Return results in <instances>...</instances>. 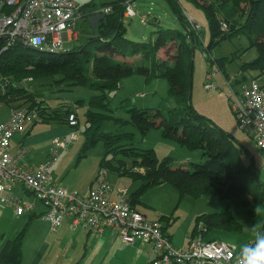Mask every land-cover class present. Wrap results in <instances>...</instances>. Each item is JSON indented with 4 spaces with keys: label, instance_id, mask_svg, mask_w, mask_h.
Segmentation results:
<instances>
[{
    "label": "trees",
    "instance_id": "obj_1",
    "mask_svg": "<svg viewBox=\"0 0 264 264\" xmlns=\"http://www.w3.org/2000/svg\"><path fill=\"white\" fill-rule=\"evenodd\" d=\"M180 1L167 0L177 19L187 28V33L178 29L168 32L158 27L154 30V40L134 41L125 34V0H111L105 4L110 6L109 12H103L104 17L96 22L93 33L90 27L87 29L86 38L81 43L63 45V49L52 52L32 49L19 42L3 48L0 42V76L5 80L0 98L9 106L14 103L28 110L35 109L38 117L35 122L53 120L66 124L68 114L74 112V129L78 126L76 107L85 105L84 141L77 159L84 156L87 148L97 140H102L104 152L99 160V169L114 170L134 179H145L141 187L129 194L130 198L127 195L132 206L139 201L138 196L143 188L162 181L175 186L181 196L208 195L224 199L232 206H255L264 201V179L257 176L252 156L244 152L243 144L231 133L221 130L217 124L191 107L190 55L196 40L192 31H189V21L185 19ZM188 1L204 9L210 28L207 48L239 33L246 35L248 46L256 49V55L240 67L254 71L249 81L257 80L264 91V0H250L241 22L234 17L233 7L227 4L231 0ZM79 8V11L85 10L86 6ZM156 19L154 17L152 20ZM170 41H174L176 49L171 62L159 58L157 51L158 45ZM118 54L124 58L119 59ZM217 64L220 67L222 59H218ZM134 73L142 75L147 82L156 77L166 78L168 95L173 98L172 104L161 103L154 108L128 106L131 98L125 96L118 107L125 109L126 113L123 117H115L114 108L110 106L112 96L109 92H115L121 86L124 76ZM26 76L31 79L50 76L55 81H64V85L91 87L93 92L87 100L79 98L74 102L63 100L51 104L41 93L26 87L23 83ZM106 119L118 120L120 124L132 123L140 136H144L151 128L159 129L162 137L174 141L182 149L198 151L199 159L190 160L186 164L177 163L170 154L158 158L153 147L135 144L133 131H101L102 122ZM184 158H188L187 155ZM127 159L132 161L131 165L143 167V173L124 165ZM230 217L223 211L198 214L191 233L197 230L203 233L215 225L232 227L234 221ZM165 218L163 215L158 220ZM28 223L29 220L26 225ZM162 227L164 229L163 224ZM23 229H17L4 240L0 249V264L20 263Z\"/></svg>",
    "mask_w": 264,
    "mask_h": 264
},
{
    "label": "rangeland",
    "instance_id": "obj_2",
    "mask_svg": "<svg viewBox=\"0 0 264 264\" xmlns=\"http://www.w3.org/2000/svg\"><path fill=\"white\" fill-rule=\"evenodd\" d=\"M98 3L104 0H96ZM250 0H231L227 4L231 5L235 11V18L241 22L245 18L249 8ZM198 3V2H197ZM132 4L137 15L132 17H123L126 28L125 34L132 40H154L156 33L154 30L161 27L162 30L173 32L179 30L187 33L185 25L177 19L167 0H132ZM185 19L189 21V31L195 35V45L191 52L192 58V79L191 82V107L199 114L210 119L217 124L221 130L231 133L244 146V152L252 156L254 170L260 179H264V154L255 145L253 138L239 130L236 121V115L231 107V97L233 92L241 88L242 83H248L249 78L253 77L254 71L243 70L240 67L245 61L255 57L256 49L248 46V39L245 34L239 33L236 36L226 38L207 48V42L210 39V28L207 22L204 9L198 4L188 1H180ZM139 14L147 17L145 22L140 21ZM157 17V21L152 20ZM87 19L77 18L75 28L78 31V37L73 43L65 42V46H71L75 43H81L87 35L89 27ZM196 25V26H195ZM175 29V30H173ZM197 35V37H196ZM174 41L158 45L157 51L159 58L169 62L174 59L175 45ZM139 57V55H138ZM222 59L219 67L217 60ZM219 67V68H218ZM211 69L214 72L212 81L214 87H206V72ZM56 76H54V79ZM166 78L156 77L149 82L145 81L140 74L134 73L124 76L121 79V86L115 92H109L110 106L114 108L115 117H123L124 110L119 106L120 100L129 96V105L138 107H153L161 103L172 104L173 98L168 95ZM23 83L31 89L41 93L46 100L54 104L58 101H76L79 98L87 100L89 94L93 92L91 87L85 85H64V81H55L50 76H43L31 80H24ZM8 104L0 105V121L8 117L10 111ZM85 105L76 107L78 116V126L75 127V136L68 145L69 152L72 154V169L69 171L68 178H72L74 183L83 185L87 177L96 178L99 169V160L103 155L104 146L102 140H97L92 146L87 148L86 154L78 161L76 157L84 141V121ZM39 122V121H37ZM40 123V122H39ZM101 131L121 132L133 131L135 144L141 147H153L156 155L162 157L165 154L173 156L174 160L179 162H189L198 160V151H186L177 143L161 136L159 129L151 128L144 136H140L137 128L132 123L120 124L112 119H106L102 122ZM48 126L63 125L56 121L47 122ZM68 127L67 124H65ZM69 135V134H68ZM187 155L188 158H184ZM115 162V160H113ZM131 160H126L128 168L136 172L145 170L138 165H131ZM66 167V162L61 163ZM105 169V168H104ZM107 179L116 187V185L126 186L128 189L141 187L145 179H134L125 174H118L114 170H106ZM94 175V176H93ZM139 201L145 205L144 209L149 217H158L156 213H163L167 220L163 219V225L167 226L168 232L172 233L174 244L182 245L187 239V235L192 232L196 223V216L203 212L223 211L226 215L231 216L234 225L225 227L222 225L211 226L209 230L203 231L204 239H221L229 243L237 252L241 251L244 244L253 243L252 226L256 225L258 229H264V201L250 205H229L224 199L214 196H193L182 195L179 190L168 182H159L148 185L143 188L138 196ZM35 209L42 207L37 202ZM0 247L5 239L11 237L13 233L21 228L23 234L21 238V256L19 264H30L31 257L40 245L48 243L47 248L41 253V260L37 264H66L70 262L72 247H61V242L55 233L56 230L51 228L48 220L41 217H34L26 225L29 212L18 215L15 207L12 205H3L0 203ZM1 206V207H2ZM58 228V227H57ZM186 229L188 230L185 233ZM196 232L200 233L199 230ZM166 233V232H165ZM71 263V262H70ZM75 264V263H73Z\"/></svg>",
    "mask_w": 264,
    "mask_h": 264
},
{
    "label": "built area",
    "instance_id": "obj_3",
    "mask_svg": "<svg viewBox=\"0 0 264 264\" xmlns=\"http://www.w3.org/2000/svg\"><path fill=\"white\" fill-rule=\"evenodd\" d=\"M123 15H137L132 1L125 0ZM74 0H0V42L3 48L19 42L39 51L63 49L65 42L77 39L76 19L81 15ZM103 12H109L104 7ZM146 19L141 14L140 21ZM225 26V24H223ZM196 26V25H195ZM214 72L206 73V87H214ZM26 76L25 80H30ZM5 80L0 76V92ZM231 107L239 130L253 138L264 154V91L257 80L242 83L238 93L232 91ZM0 98V105L3 103ZM8 117L0 121V203L12 205L17 214L31 212L35 202L43 207L42 217L54 230L68 219V226L102 231L110 228L124 242L136 238L150 244L152 264H239L240 252L221 239H204L202 233H190L183 245L171 243L157 218H149L132 206L125 189L118 190L112 198L111 185L102 168L86 194L79 195L58 184L50 173V167L61 151L67 149L75 136L74 112L67 116L70 128L67 137H52L46 158L37 167L21 163L27 148L21 145L10 152V140L25 121L36 120L35 109L12 103ZM20 192L32 195V201Z\"/></svg>",
    "mask_w": 264,
    "mask_h": 264
},
{
    "label": "crops",
    "instance_id": "obj_4",
    "mask_svg": "<svg viewBox=\"0 0 264 264\" xmlns=\"http://www.w3.org/2000/svg\"><path fill=\"white\" fill-rule=\"evenodd\" d=\"M74 1L78 4L79 7L86 6L85 10H81L82 12L79 16L80 18H84L85 14L94 13L96 11L103 12L102 9H104V7L110 8V6H106L105 4L111 0H104L100 3H98L96 0ZM82 13L84 15H82ZM118 58L120 59L124 57L118 54ZM39 122H35L30 119L26 120L24 125H22L23 127L17 133H15L10 140V152L12 153H15V151H17L21 145L26 146L27 151L26 154L22 157L21 163L25 164L27 167L35 168L41 161L43 162V160L47 156V153L49 152L48 149H50L52 137H67L70 131V128L66 127L65 124H63L64 126H48L47 122L49 121ZM71 158L72 154L71 152H69V149H63L57 160L53 162L52 166L50 167V173L52 175V178L58 184L82 196L87 193L88 189L92 185H94L95 179H93V177H87L84 184L81 185L74 183L72 178H68L67 174L72 169V163L69 162L72 160ZM78 160L79 159H77L76 161ZM65 162L67 165L66 167H63L61 163ZM111 189L112 198H116L118 197L119 189H125L126 194L129 196V194L136 188L130 190L126 186L116 185V187H114L113 185H111ZM17 191H19L18 193L23 194L27 199L32 201V195L30 193L20 192L21 190L18 188ZM37 204L38 203L35 202L33 210L28 213L29 222L36 216L45 219L41 216L43 207L35 209ZM1 206L0 208L4 207ZM134 206L147 215V212L144 209L145 205H143L140 201H136L134 203ZM156 214L157 216L159 215V218L157 217V219H160V217L164 215L163 213ZM18 215H22V213ZM30 215H33L31 219H29ZM147 217L149 216L147 215ZM162 220L163 219L159 221L163 224ZM67 224L68 219H65L58 228L54 229L56 230L55 233L57 235V238H59V241L61 242V247L66 248L70 246L73 248L70 259L71 263L68 261L66 264H152L150 259V244L148 242L146 243V241H144L143 239L136 238L133 242H124L118 236H116L115 231L110 228H105L102 231H94L80 226L71 228ZM164 231L166 232L165 234L169 235L172 243V233L170 234L168 232L167 226L165 225ZM187 231L188 230L186 229L185 233H187ZM184 243L185 241L182 243V245ZM47 246L48 243L44 242L37 250H35V253L31 257L30 264H37L41 260L44 254L41 253L47 248Z\"/></svg>",
    "mask_w": 264,
    "mask_h": 264
},
{
    "label": "clouds",
    "instance_id": "obj_5",
    "mask_svg": "<svg viewBox=\"0 0 264 264\" xmlns=\"http://www.w3.org/2000/svg\"><path fill=\"white\" fill-rule=\"evenodd\" d=\"M252 233L253 243L242 246L239 264H264V229L253 225Z\"/></svg>",
    "mask_w": 264,
    "mask_h": 264
},
{
    "label": "water",
    "instance_id": "obj_6",
    "mask_svg": "<svg viewBox=\"0 0 264 264\" xmlns=\"http://www.w3.org/2000/svg\"><path fill=\"white\" fill-rule=\"evenodd\" d=\"M104 17L103 12L101 11H96L94 13H89L85 16V18L87 19V23L89 25V27L91 28V33L94 32V28L96 26V22L100 21V19H102Z\"/></svg>",
    "mask_w": 264,
    "mask_h": 264
}]
</instances>
